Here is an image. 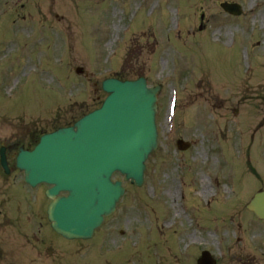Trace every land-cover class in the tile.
I'll return each instance as SVG.
<instances>
[{"label": "rangeland", "instance_id": "1", "mask_svg": "<svg viewBox=\"0 0 264 264\" xmlns=\"http://www.w3.org/2000/svg\"><path fill=\"white\" fill-rule=\"evenodd\" d=\"M139 75L161 85L143 185L115 174L127 188L117 211L96 238L66 244L43 212L28 217L27 197L44 209L47 186L19 190L0 172V264H57L55 253L85 264L76 249L87 247H98L95 264H195L204 249L217 264H264V221L246 208L264 190V0H0V146L11 145L12 164L17 144L99 106L104 79ZM203 180L211 188L200 195ZM32 224L36 241L21 228ZM190 230L192 244L181 241Z\"/></svg>", "mask_w": 264, "mask_h": 264}, {"label": "water", "instance_id": "2", "mask_svg": "<svg viewBox=\"0 0 264 264\" xmlns=\"http://www.w3.org/2000/svg\"><path fill=\"white\" fill-rule=\"evenodd\" d=\"M239 13L237 5L226 6ZM109 96L103 106L80 119L73 127L44 135L33 151L21 149L17 165L32 184H54L55 197L49 210L57 231L69 237H90L104 216L111 214L125 190L112 182L119 171L136 185L144 180L145 162L158 146L155 121L158 88H149L145 78L103 83ZM182 148L187 143L179 141ZM2 161L6 159L2 153ZM249 208L264 218V191L256 194ZM199 264H214L204 253Z\"/></svg>", "mask_w": 264, "mask_h": 264}, {"label": "bare ground", "instance_id": "3", "mask_svg": "<svg viewBox=\"0 0 264 264\" xmlns=\"http://www.w3.org/2000/svg\"><path fill=\"white\" fill-rule=\"evenodd\" d=\"M205 156H206V155H205ZM204 179H205V178H204ZM205 180H206V179H205ZM205 180H203V182H202V186H201L202 188H201V190L198 191V193H199L200 195H202V194L205 193L206 188H207V189H210V188H211V186H210ZM179 196H180V195H179ZM179 196H178L177 193H174V199H173L172 207H173L174 210H175V215H176V216H181V215H183V213L185 212V211L182 209V207H181ZM193 236H194V232L191 231V232H189V233H186V234H185V237H183L181 240L184 241L185 238H187V239L189 240V242L192 243V242H193V241H192V240H193V239H192Z\"/></svg>", "mask_w": 264, "mask_h": 264}, {"label": "flooded vegetation", "instance_id": "4", "mask_svg": "<svg viewBox=\"0 0 264 264\" xmlns=\"http://www.w3.org/2000/svg\"><path fill=\"white\" fill-rule=\"evenodd\" d=\"M35 209V208H34ZM32 214H35V210L32 211L31 214L28 215V217H31ZM34 218V217H33ZM33 218H30V219H26L27 221H30L32 220ZM35 223H37V220H35ZM28 227V228H27ZM21 228H24V232L26 234V236L30 237L28 238L30 241L33 240V241H36L38 240L39 238L37 237L36 235V232L34 231V228H35V225H24L22 226ZM53 249V246L51 247ZM46 250L48 251V258L50 259V244L46 247ZM4 255V254H3ZM18 260L20 261V263H17V264H21V258H18ZM36 262V259H30L29 262L33 261ZM1 261V260H0ZM13 264H16L15 262H12ZM11 264V263H9Z\"/></svg>", "mask_w": 264, "mask_h": 264}]
</instances>
